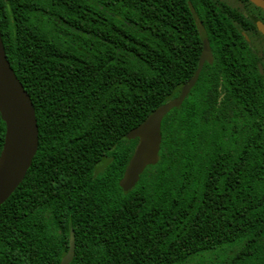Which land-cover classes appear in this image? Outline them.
Listing matches in <instances>:
<instances>
[{"label": "trees", "instance_id": "obj_1", "mask_svg": "<svg viewBox=\"0 0 264 264\" xmlns=\"http://www.w3.org/2000/svg\"><path fill=\"white\" fill-rule=\"evenodd\" d=\"M264 11L249 0H0L39 149L0 207V264H264ZM206 63L162 123L160 161L120 187L127 139ZM6 125L0 115V155Z\"/></svg>", "mask_w": 264, "mask_h": 264}, {"label": "water", "instance_id": "obj_2", "mask_svg": "<svg viewBox=\"0 0 264 264\" xmlns=\"http://www.w3.org/2000/svg\"><path fill=\"white\" fill-rule=\"evenodd\" d=\"M264 11V0H249ZM203 51L194 77L186 83L179 97L156 109L140 126L127 135L130 141L138 140L134 154L120 181L124 192H130L139 183L148 167L160 161L162 123L174 109L183 103L196 86L206 63L214 61L208 37L200 26ZM264 35V24H258ZM0 115L6 125L5 143L0 155V207L23 183L39 149V126L31 97L18 79L8 60L0 32ZM76 255V240L71 231L69 250L60 264H71Z\"/></svg>", "mask_w": 264, "mask_h": 264}, {"label": "flooded vegetation", "instance_id": "obj_3", "mask_svg": "<svg viewBox=\"0 0 264 264\" xmlns=\"http://www.w3.org/2000/svg\"><path fill=\"white\" fill-rule=\"evenodd\" d=\"M222 3H224V0H222ZM250 3H251V2H250ZM253 5H254V4H253ZM254 6H255V5H254ZM255 7H256V6H255ZM257 8H258V7H257ZM259 9H260V8H259ZM261 10H262V9H261ZM256 23H257V27H258V24H259V23L264 24L263 22H258V21H257ZM258 31H259V30H258ZM259 32H260V31H259ZM260 33H261V32H260ZM261 34H262V33H261ZM262 35H263V34H262ZM263 36H264V35H263Z\"/></svg>", "mask_w": 264, "mask_h": 264}]
</instances>
